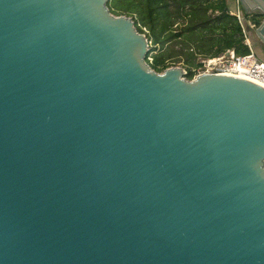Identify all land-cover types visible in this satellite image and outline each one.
Returning a JSON list of instances; mask_svg holds the SVG:
<instances>
[{
	"label": "water",
	"instance_id": "water-1",
	"mask_svg": "<svg viewBox=\"0 0 264 264\" xmlns=\"http://www.w3.org/2000/svg\"><path fill=\"white\" fill-rule=\"evenodd\" d=\"M149 46L108 0H0V264H264V85Z\"/></svg>",
	"mask_w": 264,
	"mask_h": 264
},
{
	"label": "trees",
	"instance_id": "trees-1",
	"mask_svg": "<svg viewBox=\"0 0 264 264\" xmlns=\"http://www.w3.org/2000/svg\"><path fill=\"white\" fill-rule=\"evenodd\" d=\"M233 2L234 0H108V5L115 14L132 16L138 30L145 32L151 39L146 59L158 71L171 66V57L177 52L173 46H166L168 41L180 38L181 42L188 44L179 53L189 55L186 76L192 78L197 72L196 67L201 64L199 60H194L196 53L210 56L228 48H234L240 54L250 51L243 26L232 12ZM261 21L255 22V27ZM256 39L251 38V45L264 58V52L255 47ZM154 50L157 51L150 54Z\"/></svg>",
	"mask_w": 264,
	"mask_h": 264
},
{
	"label": "built area",
	"instance_id": "built-area-1",
	"mask_svg": "<svg viewBox=\"0 0 264 264\" xmlns=\"http://www.w3.org/2000/svg\"><path fill=\"white\" fill-rule=\"evenodd\" d=\"M232 12L243 26L246 42L250 45V51L240 54L234 48H228L216 55L201 56L199 59L201 64L198 66L200 72H223L248 79L252 77L256 79L254 81L262 83V81L264 82V58L260 57L251 45V31L255 27V22L247 18L240 0H234Z\"/></svg>",
	"mask_w": 264,
	"mask_h": 264
},
{
	"label": "rangeland",
	"instance_id": "rangeland-1",
	"mask_svg": "<svg viewBox=\"0 0 264 264\" xmlns=\"http://www.w3.org/2000/svg\"><path fill=\"white\" fill-rule=\"evenodd\" d=\"M246 16H247L248 19L252 20L253 22H257L258 20L261 21L263 19V14L254 13V14H246ZM145 29L148 30L147 27H145ZM180 40H181L180 38H173V39H171V41H168L166 43V46H173L175 49H177V52L171 57L172 65H179V66L183 67L185 69V71H187L186 70V66L189 64L187 62V57L189 55L187 53H185V52H182V53H179V52L183 49L184 45H188V44H186L184 41L181 42ZM149 42H150V46L149 47H151V39H149ZM255 47L257 49H261L260 40L256 39ZM156 51L157 50L151 51L150 54H152L153 52H156ZM201 56H203V55L200 54V53H196V57L194 58V60L195 61L199 60L201 58ZM196 68H197V72H196V74H197V73L200 72V68L199 67H196Z\"/></svg>",
	"mask_w": 264,
	"mask_h": 264
},
{
	"label": "bare ground",
	"instance_id": "bare-ground-1",
	"mask_svg": "<svg viewBox=\"0 0 264 264\" xmlns=\"http://www.w3.org/2000/svg\"><path fill=\"white\" fill-rule=\"evenodd\" d=\"M249 78H251L252 80H256V79H254V78H252V77H249ZM257 82H260V81H257ZM261 84H263L264 85V82L262 81V83Z\"/></svg>",
	"mask_w": 264,
	"mask_h": 264
},
{
	"label": "flooded vegetation",
	"instance_id": "flooded-vegetation-1",
	"mask_svg": "<svg viewBox=\"0 0 264 264\" xmlns=\"http://www.w3.org/2000/svg\"><path fill=\"white\" fill-rule=\"evenodd\" d=\"M263 52H264V49H263Z\"/></svg>",
	"mask_w": 264,
	"mask_h": 264
}]
</instances>
